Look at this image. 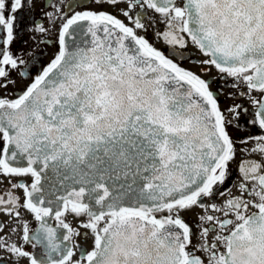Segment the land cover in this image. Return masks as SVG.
Wrapping results in <instances>:
<instances>
[{
	"label": "snow or ice",
	"instance_id": "obj_1",
	"mask_svg": "<svg viewBox=\"0 0 264 264\" xmlns=\"http://www.w3.org/2000/svg\"><path fill=\"white\" fill-rule=\"evenodd\" d=\"M35 3L0 0V89L15 83L12 70L31 81L15 98L0 95V178L23 189V198L0 194L23 241L0 234V264H264V134L234 140L228 127L241 128L247 108L233 105L227 118L210 80L137 33L147 31V9L158 14L170 54L190 41L205 57L196 61L202 72L211 66L232 87L242 82L253 106L247 123L264 130V0H92L95 9L71 15L49 0L55 11H41L50 25L61 21L59 49L39 69L10 51L18 11ZM121 4L131 26L102 10ZM29 30L50 31L42 22ZM81 35L89 46L69 43ZM194 209L193 226L182 214ZM69 213L84 217L83 232L62 219ZM73 237L89 247L64 244Z\"/></svg>",
	"mask_w": 264,
	"mask_h": 264
},
{
	"label": "flooded vegetation",
	"instance_id": "obj_2",
	"mask_svg": "<svg viewBox=\"0 0 264 264\" xmlns=\"http://www.w3.org/2000/svg\"><path fill=\"white\" fill-rule=\"evenodd\" d=\"M71 2V0H50V3L57 4L60 6L61 10L67 12L68 15L73 14L76 11L85 10V6L87 8L95 9L97 6L92 3V0H82L83 6H77L73 8L71 11L68 10L67 5ZM49 0H36L35 6L30 10L25 7L18 11L17 15L19 19L15 22L14 32L16 35L15 40L10 46V51L15 55L19 56L25 60L26 66L29 68L39 69L42 66L47 65L51 59L54 58V55L57 53L59 49L58 45V31L59 25L61 21H57L55 26L49 24L47 18L44 16L41 8H44L45 11H55L54 8L47 6ZM126 4H121L117 8H112L108 5H104L102 10L108 11L116 15L118 18L124 21L125 24H129L130 22L123 17L120 13V8H126ZM140 12V9H133V14ZM146 18L144 23L146 25L147 31L137 30L139 35H144L154 47L161 50L165 54L169 56L175 63H177L180 67L189 69L198 75H200L205 80H210V90L217 94V100L221 110L224 112L225 116L229 119L234 115L233 113H229L227 111L228 108L233 105H242L244 108H247L248 114L245 115L241 113L239 116L238 122L242 125L241 128L235 127V122L233 125H229L228 131L234 140H237L239 137L247 136L250 133L253 135H262L264 134V130H260L258 127H253L247 123L249 116L253 112V106L249 101L247 95H241V92L247 93L246 86L241 82L238 87H232L233 79L231 77H227L226 79H221V74L217 72L214 67H210V71L202 72L201 65L196 63V61L202 60L205 57L191 44L189 41L187 48L179 49L177 48L178 55L170 54V46L167 45L163 38H158L156 33L163 32L166 30V26L163 23L158 22L160 17L158 14L153 12L150 9L145 11ZM155 18L154 20L152 18ZM35 22H42L45 27L49 28L50 31L46 33L36 32L34 30L30 31L29 29H34ZM131 26V25H130ZM23 67V66H22ZM33 76L35 75V71H33ZM10 78L15 81L14 84H9L7 89H0V95H4L5 92L11 97L15 98V96L19 95V93L29 84L31 81L27 78H22L19 76L18 70H12L10 72ZM253 95L259 96V93H253ZM239 111V110H238ZM239 148L240 145L238 144ZM240 158V153L237 154V160ZM252 159H259L258 156L250 157ZM233 169L234 175L238 174L235 172L236 163L231 165ZM14 183H31V177H11L10 178ZM0 194H4L7 189L15 196H20L23 198V189L20 188H12L9 183V179L0 178ZM232 193L235 195H239L236 189L232 188ZM39 196L40 194H36ZM222 198L217 197V203L221 202ZM21 219L26 220L29 224L30 229H36L39 225L38 222L35 221L30 213L25 211L24 209H20ZM200 212L199 209H194L190 212L183 213V218L186 222L191 225H195L197 223L196 214ZM65 222L69 223L73 228L79 229L81 232L84 231L83 228L80 227V221L84 219V217H74L72 214H67L65 217H62ZM49 224L56 228L57 232L61 235L66 233V230L58 226V222L54 217L49 218ZM0 223L4 224V235H10L12 241H16L18 243L23 244V241L20 240V236L22 232L12 233L10 232V228L20 227L19 225L14 224L12 217L0 212ZM194 242H195V238ZM79 243L83 247H89V242H85L83 238L73 237L71 241H64V244L69 246H74ZM26 250L30 252H39V249H32L30 245H24ZM75 251V248H74ZM0 255L6 254L0 253ZM76 255L79 256V252H76ZM21 264H27V261H22Z\"/></svg>",
	"mask_w": 264,
	"mask_h": 264
},
{
	"label": "water",
	"instance_id": "obj_3",
	"mask_svg": "<svg viewBox=\"0 0 264 264\" xmlns=\"http://www.w3.org/2000/svg\"><path fill=\"white\" fill-rule=\"evenodd\" d=\"M91 36L88 35V36H79V37H69V43H75L77 45H80V46H84V47H87L89 46L90 42H91ZM42 183H45L44 181H42ZM48 185L45 186V188L47 189ZM49 199H52L53 197H48Z\"/></svg>",
	"mask_w": 264,
	"mask_h": 264
}]
</instances>
